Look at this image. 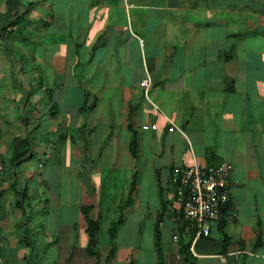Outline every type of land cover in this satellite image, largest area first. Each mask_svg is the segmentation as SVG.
Returning a JSON list of instances; mask_svg holds the SVG:
<instances>
[{
  "label": "crops",
  "instance_id": "obj_1",
  "mask_svg": "<svg viewBox=\"0 0 264 264\" xmlns=\"http://www.w3.org/2000/svg\"><path fill=\"white\" fill-rule=\"evenodd\" d=\"M223 163L230 201L186 257L174 169ZM135 181L109 264L150 241L157 264V230L165 264H264V0H0V264H106Z\"/></svg>",
  "mask_w": 264,
  "mask_h": 264
},
{
  "label": "built area",
  "instance_id": "obj_2",
  "mask_svg": "<svg viewBox=\"0 0 264 264\" xmlns=\"http://www.w3.org/2000/svg\"><path fill=\"white\" fill-rule=\"evenodd\" d=\"M148 93L149 80L144 82ZM175 127L170 128L173 131ZM232 166L175 168V204L186 231H194L193 244L211 235L212 223L221 218L222 209L230 201Z\"/></svg>",
  "mask_w": 264,
  "mask_h": 264
},
{
  "label": "trees",
  "instance_id": "obj_3",
  "mask_svg": "<svg viewBox=\"0 0 264 264\" xmlns=\"http://www.w3.org/2000/svg\"><path fill=\"white\" fill-rule=\"evenodd\" d=\"M86 110L88 111L89 108H86ZM132 149H133V153L135 154L136 148L133 146ZM17 159H20V158L17 156ZM135 189H136V181L131 186V190L129 192V196H128L127 201L122 203V205H120V207H118L117 210H116V211H118V218L119 219L117 221L113 222L110 225V227H109L108 236L110 238L107 241V243L111 246V250H110V252L107 255V259H105V263L106 264H109L111 258H113L115 256V254H116L117 246L114 244L113 240L115 239L117 230H118L119 226L121 225L122 218H123V212L125 210H127V208H129V207H131L133 205V194L135 192ZM91 210H92L91 207H83L82 208V212L85 215V217L87 218V221L89 223V233L91 234V236L94 235V237L98 236V235L102 236V233L100 232V227H101L102 222H101V220H98V221L90 220L89 213H90ZM181 221H182V219L180 218V225H181L180 232L181 233H180V238H179V246L181 247L180 248L181 252L186 257H188L187 253H189V246H190L189 243H190V240H193L195 232L194 231H192V232L186 231V229H185L186 226L181 224ZM101 236L97 237V239L101 240ZM224 240H225V243H228V242H226L227 241L226 238ZM155 242H156L155 249H156V254H157V264H165V255H164V251H163V243H162V240H161V237H160V233L158 232V230L156 231V241ZM96 244H97L96 241L93 240L92 244H91V247L89 248V251H90L91 254H95L96 253V251H97ZM187 260L190 261V259H187Z\"/></svg>",
  "mask_w": 264,
  "mask_h": 264
},
{
  "label": "rangeland",
  "instance_id": "obj_4",
  "mask_svg": "<svg viewBox=\"0 0 264 264\" xmlns=\"http://www.w3.org/2000/svg\"><path fill=\"white\" fill-rule=\"evenodd\" d=\"M143 195H144V198L151 197V184L150 183L149 184H145V187L143 189ZM30 202L32 204H34V205L36 203H38L37 200H32V199L30 200ZM114 218H115V221H117L119 219L118 218V215H115ZM134 222H135V218H132L131 217L128 223L134 224ZM142 222H144L145 224H147V227H146V229H142V228L139 229V235L140 236H143L144 232L146 230L148 231L149 228H150V230L153 229V225H154L153 216H151V218L149 219V224H148V220H145V219H143ZM119 236H120L118 238L119 245H121V244H123V245L128 244V242L130 240V235L128 234V232L126 234L123 233L122 236H121V233H120ZM165 238H166V235H164V240H165ZM151 246H152V242L150 241V247H144V248H141L140 249L141 253L145 255V258L146 259H148V264H151L150 263L151 262V258L154 255V252H153ZM41 251L44 252V253L49 252V255L48 256H45V258H43V259H39L38 264H75L74 261H73L74 263H71V261L69 262L66 259H53V254H52L53 252H51V250L49 251V249L46 248V247L41 248ZM70 260H73V259H70ZM76 260H77V263L76 264H96L97 262H100L102 259L99 260V261H97L95 259H91V263L88 262V260H90V259H76Z\"/></svg>",
  "mask_w": 264,
  "mask_h": 264
},
{
  "label": "clouds",
  "instance_id": "obj_5",
  "mask_svg": "<svg viewBox=\"0 0 264 264\" xmlns=\"http://www.w3.org/2000/svg\"><path fill=\"white\" fill-rule=\"evenodd\" d=\"M193 241V240H192Z\"/></svg>",
  "mask_w": 264,
  "mask_h": 264
}]
</instances>
